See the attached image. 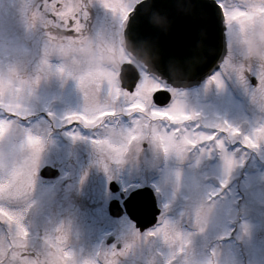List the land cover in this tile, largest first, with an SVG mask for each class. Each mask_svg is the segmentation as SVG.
I'll list each match as a JSON object with an SVG mask.
<instances>
[{
    "label": "rangeland",
    "instance_id": "1",
    "mask_svg": "<svg viewBox=\"0 0 264 264\" xmlns=\"http://www.w3.org/2000/svg\"><path fill=\"white\" fill-rule=\"evenodd\" d=\"M11 1L0 0V22ZM25 1L13 0L18 18L12 19L20 27ZM28 1L36 11L41 3L52 27L71 17L78 33L93 18L97 30L77 39L43 33L42 41L30 32L26 47L24 28L13 40L0 28V109L8 113L3 120L0 114V219L6 227H0V251L10 250L8 241L14 250L23 243L27 248L28 240L27 264H207L200 250L206 241L217 264H242L235 248L221 241L232 233L229 221L237 211L240 250L248 264H264V12L258 11L264 3L221 1L227 49L218 73L230 74L234 95L215 81L194 91L193 105L181 96L163 109L151 100L157 85L149 79L129 92L115 77L117 66L99 63L116 52V25L108 14L119 18L139 0H66L62 12L57 0ZM239 11L250 15L235 19ZM63 53L91 60L54 64L46 58ZM246 64L256 85L245 77ZM133 108L140 110L137 119ZM159 116L168 118L170 131ZM215 127L237 140L233 152L220 146L217 162L209 163L215 159L209 150L181 163L191 139L209 142ZM163 142L165 162L157 160ZM45 165L57 175L41 183ZM236 174L235 194L216 193V185ZM111 180L118 191L109 189ZM146 184L153 185L161 213L157 227L140 233L126 215L112 217L107 205L119 192ZM184 216L199 230H184ZM14 260L21 264L20 257Z\"/></svg>",
    "mask_w": 264,
    "mask_h": 264
},
{
    "label": "water",
    "instance_id": "2",
    "mask_svg": "<svg viewBox=\"0 0 264 264\" xmlns=\"http://www.w3.org/2000/svg\"><path fill=\"white\" fill-rule=\"evenodd\" d=\"M139 4L143 6L136 13ZM137 5L126 24L124 38L127 49L143 62L146 72L173 86L185 87L197 84L217 67L226 43L223 13L214 0H143ZM137 76L131 64L121 66L122 87L129 90ZM40 175L53 178L57 170L44 166ZM109 188L118 189L115 182H110ZM122 204L123 208L117 199L110 200L109 214L117 217L124 211L140 230L151 226L159 212L149 187L132 190Z\"/></svg>",
    "mask_w": 264,
    "mask_h": 264
},
{
    "label": "flooded vegetation",
    "instance_id": "3",
    "mask_svg": "<svg viewBox=\"0 0 264 264\" xmlns=\"http://www.w3.org/2000/svg\"><path fill=\"white\" fill-rule=\"evenodd\" d=\"M65 2H66V0L64 1V3H62V1H59V7H57V4H56L57 11H61V12L63 11V8L65 7L64 6ZM241 2H242V0H241ZM246 2H251V4L255 5V4H259V3H262L263 4L264 3V0H251V1L247 0ZM13 3L14 2L12 0L9 3V6L7 8V14L5 16H2L1 17L2 21L0 22V28H2L3 33H6V34L8 33L7 35L8 36H11V39L12 40H13V35L15 36V34H17V33H21L22 34V28H24L28 39L23 36L22 42L26 44V47H28L30 45V43H29V34H30V32L40 34V36L37 37V40L38 41L45 40L44 37H43L44 36L43 33H48V34L52 35L54 37V39H60V38H63V37L64 38H72V37H74V39H77V37H78L77 35L78 34H81L84 37H86L85 35L88 34L89 35V38H90L92 34L94 35V33H96V30H97V25L96 24L97 23H95V21H94L93 18H90L89 21H88V23H86V26L83 25L81 27V29H80V32H78V33H77V31H75V29L73 27V24L74 23L71 24V25H69V23H68V21H69V19L71 17H67V21H63V23H61V20L58 21L59 24H57V25H55V26L52 27V23L49 24L48 22L45 21V18H46V16L44 15L45 11L42 9L41 3L38 4L39 10L36 11L37 9L36 10L34 9V3L31 4V3H29L28 0L25 1V7H23L24 8L23 17L21 18V21L23 22V26L20 27L12 19V18H15L17 20V18H18L13 13V10L16 8V6ZM232 3L238 4V3H240V0H232ZM69 4L71 5V2H69ZM133 6H134V2L130 4V7H128L123 12V15L121 17H119V18H116V16H114V14L113 15L112 14H108L112 18L113 24L116 25V30H117V33H116V35H117V37H116L117 38V41L115 43L116 44V48H115V51L116 52L114 53L115 55H114L113 59L105 56L104 58H102L101 60H99V63H100V65H101L102 62H104L105 65L114 64L115 66H117L116 70H114V72L117 71V73L115 74V77L117 78V80L119 79V68H120L121 64H123V63H125V64L126 63H129V64L134 65L137 68L140 77L135 82V85L133 86V89H134V87H136V85H137V83H139V81H142L145 78L146 79H149V81H151V82H153V84L157 85V88L154 89L151 92V96H150L151 97V100L153 101L154 104H156L155 101H154V99H153V95H154L155 92H157V91H161V92H165L166 91L167 92V96H166V99H165L166 102H164L165 104L159 105L160 107H163V109L169 108L167 105L170 103V101L173 100L175 97H181V96H183L184 99H187L188 101H190L192 103V105H193L194 102H195V97L193 95L194 91H196L200 87H204L205 84H210V82L213 83V84L215 83V81L216 82L223 83L224 86L226 87V89L228 90V92L229 93H232V90L230 89L231 86H229L227 84V81L229 80L230 83H231V85H232V87H234V88L236 87V84H234V82L232 81V79H230L231 76L227 72L223 76L218 75L219 78H216L217 76H214V74H213V75H211V76H209L207 78H204L197 86L190 87V88L174 87L172 85H169L168 82L166 83L165 81H163V80H161V79H159L157 77H154L152 75H148V74L144 73V71L142 70V64L137 59H135L126 50L124 36H123V30L125 29V26H126V20H127L128 14L132 10ZM97 11L99 13L102 12L101 9H99V8L97 9ZM35 13H38V20H37V18H34L35 17V15H34ZM48 15H49V13H48ZM48 18L52 19V21L55 20L53 18V16H51V15H49ZM72 20H74V19H72ZM35 23L38 24L37 27H36ZM69 28L74 29V31H72L71 33H69L67 31ZM79 45H80V43L77 46H79ZM81 47H83V46H81ZM78 55L81 56V57H76V56L72 57V55L63 53V54L57 55V61H56L55 58L54 59H51V61L54 62V63L57 62L59 64L62 61L72 62L74 59H76V60L79 59L80 60L81 58L84 59L85 61H90L91 60L90 58H87L84 55V53H79ZM245 67L246 68L243 71L245 73V75H246L245 77H247L249 79V82H250L251 85H256L257 84V79L253 75V73L250 72L252 69L249 68L250 66L248 64H246ZM142 77L144 79H142ZM215 78H216V80H215ZM251 79L254 81V83L252 81H250ZM208 87H209L208 90L212 89V85H209ZM129 92H131V91H129ZM161 99L162 100L164 99V96L163 95H161ZM156 105H158V104H156ZM133 109H135L133 111V113L135 114V119H137L138 118L137 115L140 113V110H138V108H133ZM199 111L200 112H203L202 109H197L196 110V113L199 112ZM143 112L146 113L145 110H143ZM166 114H168V112H166L164 115H166ZM155 119L158 120L159 123L161 121L168 123V121H169L166 116L155 117ZM183 122L184 121H181L180 124H182ZM163 124H165V123H160V126L163 127ZM176 127H178V126H173L170 129H174ZM215 128L218 129L219 127H215ZM164 130H166V129H164ZM167 131H170V130L167 129ZM226 134L227 133H225V135ZM175 135H176V133H174V136ZM235 141H237V140H235ZM235 141L230 140L229 137L227 138L226 136L225 137H222V136L215 137L214 134H213V136H212V138H211V140L209 142L204 141L201 145H199V143H200V140L199 139L198 140L195 139V138L194 139H191V142H189L188 146L185 148L184 154H186V156L184 158H180L181 159L180 162L181 163H184V165L190 164L191 161L194 160L197 155H199L203 151H207L208 152L209 150L211 151V154H210V156L209 155L208 156L210 158H213V157L215 158L214 160L211 159L209 163H212V161L213 162H217L219 160V158H220V154H219L220 146L223 147V150L224 151L233 152L231 146L233 145V142H235ZM164 145L165 144L163 142V146H162L161 151L159 152V156H158V159L157 160H161V161H164L165 162L167 160V158H168V154H167V149H166V147ZM202 147H204L205 149L204 150H201L200 148H202ZM156 162H158V161H156ZM158 167L159 168H162L164 166H163V164H160L158 162ZM236 175H231L230 176L229 179L231 180V183L229 185V188H232L233 187L232 181L236 177ZM40 180H42L41 183H45V181H46V179H40ZM118 197L120 198L118 200H119V202L121 204L122 203V199L124 197V194L122 192H119ZM107 208H108V205H107ZM169 210H172V209H169ZM234 211H235V209H234ZM122 215H126V214H122ZM235 215H236V213H235ZM125 217H127L129 219V221L132 222L127 215ZM230 220L231 221H235V218H233V219L230 218ZM157 221H158V219H157ZM4 222H5V220L2 217L0 219V227L4 231H6V227L4 225ZM183 223H184V225L181 224V226H182V228L184 230H190V232H196V231L199 230L197 224L194 223V221L191 220L187 216L186 217L184 216ZM186 223L187 224L189 223L188 226H187ZM157 225L158 224L156 222L155 227H157ZM133 226H134V223H133ZM23 232H24L23 233V235H24L26 232L25 231H23ZM140 233H142V232H140ZM23 239L24 240H27L26 238H23ZM24 242L27 243V248H26V245L23 243L20 246V248L14 250L11 247L12 244L8 241V243H6V245L8 246V249H10L11 251L10 250H8V251H0V264H13L14 261H15L14 259H16L17 257L18 258L20 257V259H21L19 263H21V264H27L26 259L25 258L22 259V256L23 255L27 256V255L30 254V250L28 248L30 244H29L28 240L27 241H24ZM222 243H225L224 246H226V244H227L230 247L235 248L236 254L238 253V255H240V252H238L237 235L235 233L232 234V236L227 241H224ZM183 248L186 249L185 247H183ZM188 250L186 249V254L190 253V251H188ZM200 250L204 254L207 253V257H208L207 264H217V259L215 258V256H210V253H209V252L213 251L211 249V244H206V241H205V243L202 244ZM204 257H205V255H204ZM238 257L242 261V262L240 261L242 264H244V263L245 264H248L249 255L246 254V257H243L242 255H240Z\"/></svg>",
    "mask_w": 264,
    "mask_h": 264
},
{
    "label": "snow or ice",
    "instance_id": "4",
    "mask_svg": "<svg viewBox=\"0 0 264 264\" xmlns=\"http://www.w3.org/2000/svg\"><path fill=\"white\" fill-rule=\"evenodd\" d=\"M142 6H143L142 4L137 5L135 12L138 13V12H139V9H140ZM57 7H59V0H57ZM221 7H222V5H221ZM222 8H223V7H222ZM223 10H224V9H223ZM258 11L264 12V8L259 9ZM49 15L53 16V18L55 19V16H54L53 13H49ZM249 15H250V14L247 13V12L239 11V12H237V13L234 15V18H235V19H239V18L242 17V16H249ZM134 18H135V15H133V19H134ZM252 18H254V17H252ZM61 23H63V21H61ZM68 23H69V25H71V24L75 23V21L72 20V19L70 18L69 21H68ZM129 27H130V28L132 27L131 22H129ZM67 31H68L69 33H71L72 31H74V29L69 28ZM134 84H135V81H133V85H134ZM132 90H133V86L130 85V86H129V91H132ZM161 95L164 96V99H163V100L161 99ZM166 96H167V92H166V91H165V92L157 91L156 93H154V95H153V99H154V101H155L157 104H163V103H164V100L166 99ZM73 123H75V122H73Z\"/></svg>",
    "mask_w": 264,
    "mask_h": 264
}]
</instances>
